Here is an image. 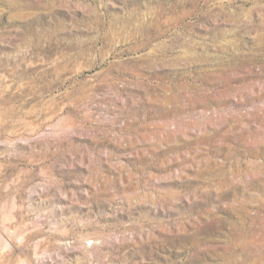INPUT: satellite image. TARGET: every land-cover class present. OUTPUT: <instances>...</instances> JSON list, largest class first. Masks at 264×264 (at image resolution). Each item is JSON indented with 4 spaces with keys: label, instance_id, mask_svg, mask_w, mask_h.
I'll use <instances>...</instances> for the list:
<instances>
[{
    "label": "rangeland",
    "instance_id": "obj_1",
    "mask_svg": "<svg viewBox=\"0 0 264 264\" xmlns=\"http://www.w3.org/2000/svg\"><path fill=\"white\" fill-rule=\"evenodd\" d=\"M0 264H264V0H0Z\"/></svg>",
    "mask_w": 264,
    "mask_h": 264
}]
</instances>
